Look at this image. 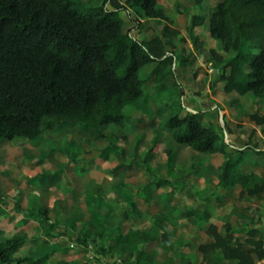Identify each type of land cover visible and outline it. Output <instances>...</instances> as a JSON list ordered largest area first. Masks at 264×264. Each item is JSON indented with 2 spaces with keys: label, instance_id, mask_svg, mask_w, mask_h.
Segmentation results:
<instances>
[{
  "label": "trees",
  "instance_id": "16d2710c",
  "mask_svg": "<svg viewBox=\"0 0 264 264\" xmlns=\"http://www.w3.org/2000/svg\"><path fill=\"white\" fill-rule=\"evenodd\" d=\"M108 2L94 7L84 0H0V142L35 139L75 123L98 129L100 137L106 136L104 129L118 126L126 138L136 129L128 122V108L145 95L149 83L158 91L167 90L165 80L174 74L177 57L167 50L178 34L171 27L172 19L159 7V0H112L113 9L107 8ZM201 4L191 18V29L208 19L210 36L222 42L224 51L233 52L225 60L218 58L223 91L264 100V0H221L209 9ZM130 9L139 18L165 21L161 35L151 40L132 36L121 21V12ZM188 60L182 58L180 65L186 67ZM150 63L153 68L144 79L142 70ZM171 109L164 130L176 144L202 154L226 156L219 183L240 185L243 194L262 197L264 185L259 175L241 169L247 150L264 155L258 145L247 143L245 149L235 151L236 156L230 154L224 127L205 124L204 112H188L181 102L173 103ZM251 119L264 129V114L254 113ZM110 148L105 147L103 153ZM156 152L157 145L149 148L142 156L144 164L151 163ZM166 152L172 167L173 148L167 147ZM193 169L194 164L189 167ZM115 187L122 196H134L122 180ZM0 202H5L1 191ZM42 214L49 219L46 210ZM8 220L0 210V264H49V255H17L29 237H8L4 223ZM151 224L149 230L122 228L110 249L124 253L156 237L173 247L172 235L161 220L153 218ZM99 227L105 228L103 223ZM91 234L87 231L80 236L82 244H87ZM257 252L264 259V249L257 248ZM145 263L154 264L152 255L137 252L135 264Z\"/></svg>",
  "mask_w": 264,
  "mask_h": 264
},
{
  "label": "rangeland",
  "instance_id": "374dc122",
  "mask_svg": "<svg viewBox=\"0 0 264 264\" xmlns=\"http://www.w3.org/2000/svg\"><path fill=\"white\" fill-rule=\"evenodd\" d=\"M84 1L97 7L106 0ZM159 1L173 21L171 27L178 31L174 36L175 43L169 44L167 49L178 52L182 50L181 54L189 56L188 62L193 61L195 64L190 66L198 67L181 72L177 70L171 75L175 81L174 93L188 95L190 102L198 103L190 95L194 91L196 97L204 100L202 106L210 109L219 105L221 112L215 116L224 127L228 123L226 118L229 113L233 115L240 112L242 117L234 126L236 138L229 133L227 142L235 145H245L248 142L249 145L264 148V129L250 119L254 113H264V102L247 94L240 97L244 102L241 110L236 103L232 104L223 91V86L219 84L220 68L216 75V72H208L205 69L206 63H202L212 59L209 49L222 47V42L211 40L205 24L198 26L197 30H191V18L194 12H198L199 2L206 4L209 9L221 0ZM114 6L112 0H109L107 8L113 9ZM129 12L132 13L131 16ZM121 21L126 30L139 40L161 35L166 25L165 21L159 19L139 18L133 9L123 10ZM192 32L197 33V40ZM193 50V54L189 55ZM152 66L150 63L142 70L144 79L149 76V68ZM149 87H154V84L150 82ZM155 95L157 98L144 99L139 109H128L134 117L133 125L136 129L126 138L118 126L104 129L106 136L100 137L98 129L75 123L65 124L35 139L18 137L0 142V191L5 196V202H0V210L9 218L4 222L10 233L8 237L15 234L29 237L18 256L29 252L36 253L38 257L49 255L55 260H60L64 255L75 256L76 259L79 258L74 260L75 264H100L102 261L109 264H135L133 259L137 251L149 250L156 245L142 246L133 252L112 251L110 248L115 244L117 235L107 229V224H116L122 217H112L108 223L107 216L113 215L111 213L123 216L129 210L130 204L131 208L138 205L143 209L149 202L148 196L153 200L165 190L191 191L196 197V191L205 189L201 188L198 173L210 156L176 144L164 129L161 130L159 125L167 115L160 109L158 93ZM229 95L238 97L237 92ZM158 130L162 131L159 135L163 133V142L157 145V152L151 163L144 164L142 156L152 146L151 139ZM108 145L111 148L103 153ZM167 147L173 148V168L168 164ZM211 162L213 165L217 163L216 160ZM194 163L200 167L198 166V172L189 177L192 186L176 181L174 175L179 176V169H186ZM120 164L123 167L113 172ZM208 175L215 177V170H210ZM166 178L171 180L165 182ZM121 180L130 189L133 197L122 196L115 189V184ZM30 199L32 202H29ZM191 199H188L190 203L193 200ZM17 204L23 210L18 209ZM27 206L29 208L25 210L24 207ZM124 209L127 210L124 212ZM45 210L49 219L42 214ZM125 218L124 215L123 219ZM100 223L104 224V229L99 227ZM123 223L122 228L136 226L129 222ZM87 231L92 232L91 237L87 244H82L80 236ZM175 250L173 249V253L177 256ZM102 255L107 258H102ZM61 261L56 264H70L67 260ZM173 264H179V260L176 258Z\"/></svg>",
  "mask_w": 264,
  "mask_h": 264
},
{
  "label": "crops",
  "instance_id": "0c3cea01",
  "mask_svg": "<svg viewBox=\"0 0 264 264\" xmlns=\"http://www.w3.org/2000/svg\"><path fill=\"white\" fill-rule=\"evenodd\" d=\"M159 7L165 11V8L161 5L160 1ZM195 13L197 12H194L193 15ZM131 15L132 13L130 12L129 16ZM205 26L209 31V20L208 26L207 22L205 23ZM197 29L198 27L195 28V30ZM192 34L195 36V40H197V33L192 32ZM155 37L147 38L145 40H151ZM212 39L213 38L211 37V40ZM173 43H175L174 39ZM209 50H211L210 54L212 59H208L202 63H206L205 69L208 72H216L217 75L219 72V66L221 65L218 58L225 60L226 58L230 57L233 52H226L224 51L223 47L218 46L216 49L212 48ZM173 51L177 55L173 65V70L175 72L177 70L181 72V70L187 71L190 68H198L196 66L193 67V65H195L193 64V61H189L186 67L181 66L180 60L185 57L189 58V56H186L183 53L181 54L182 50H179V52L175 50ZM193 52L194 50L190 51L189 55H192ZM190 64L193 65L190 66ZM152 68L153 66L149 68V72H151ZM171 75L172 74H170L165 80V83L167 84V90L158 91L155 87H149L145 92V95L128 109H139V106L142 101H144V99L148 100L157 98L155 94L158 93V97H160V109L167 115L163 123L159 125L161 130L164 129L167 119L172 114L171 105L174 102H181L188 112H204L205 124L209 125L211 123H215L222 126L221 122H219L217 118L218 114L221 112V107L216 105L215 107L210 108L212 110L211 112L210 109L202 106L201 103L204 102V100L202 98L196 97V95H194V91L190 95L194 100H197L199 104L190 102L191 98H189L188 95L175 94L174 92L176 90L173 89V84H175V81L171 78ZM219 84H221V87L224 86V83L220 80ZM225 94L229 96L232 104L236 103L240 110L242 107H244L243 99H240V97L230 96L229 93ZM236 99H238V102L241 103L240 105L237 104ZM256 100L264 102V100L261 99ZM232 104L229 105L231 106ZM257 113L261 115L264 114L261 112ZM240 114V112L238 114L233 113V115L229 113L226 118L228 122L227 127L222 126L224 127L226 142L228 139L227 134L230 133V135L235 137L234 126L237 120L242 117ZM128 122L134 124V117L130 115V112ZM160 131L158 130L152 137L150 144L152 145L151 147L154 145H159V143L163 142V133L159 135ZM247 143L248 142H246L245 145H235V143H229L230 145L228 151L230 154L234 153L236 156L237 153L235 151L245 149L247 147ZM259 149L264 151V148L262 147H259ZM208 156H210V159H207V163L202 167L201 171L199 170L200 172L198 173V177L200 176L199 181L201 183V188L205 187V189L196 191V197L194 196V192L191 191L174 192L172 190H165L162 192V195L159 194L158 197L155 196L153 200H151L150 196H148L147 201L149 202L143 207V209L138 205L131 208V204H128L130 207L129 210L124 209V212L127 210V212L124 213L126 217L125 219H123L124 215L121 216L118 213H116V215L115 213H111L113 215L107 216L108 223L109 219L112 217H122L119 222L123 223L121 221L123 220L126 223L129 222V224H134L136 227L142 228L144 230H149L152 227L151 220L153 218H159L161 220L162 226L172 235L171 243L173 247H169L167 244L160 241V237H156L149 242H139L132 246L128 251L133 252L134 250H139L142 246L146 247V245L155 244L156 246L149 250L140 249L137 251H145L151 254L154 264H173L176 258L179 260V264H241L242 261H246L248 263L250 260L257 262L262 260L259 258L257 248L262 247L264 249V192L262 197L259 198L256 196H250L248 193L243 194V189L240 185H221L219 183L220 166L226 160V156L221 154ZM213 160L217 161L215 165H213L211 162ZM194 165L195 169L192 171L189 170V167L186 169H179V176L174 175L176 181L180 182V184L183 182L184 184H191L192 186V180L189 177L192 174L198 172L199 169V164L196 165L194 163ZM213 169L216 172L215 177L208 175V172L210 170L213 171ZM241 169L243 172L255 173L259 175L262 184L264 185V155H259L251 149L247 150ZM172 170L173 169H171V171ZM168 179L171 180L170 178H166L164 181L167 182ZM209 185H211V187H209ZM208 189L211 190L208 191ZM189 198L193 199H191L193 203L188 201ZM31 200L32 199H30L29 202H32ZM24 208L25 210H28L29 207L27 206ZM146 218L147 221L145 220ZM119 222L116 224L112 223V225L107 224V229H109L111 233H116V235H118L119 231L122 229V226L124 227V223L119 224ZM123 229L127 230L128 228ZM173 249H176L175 251L177 256L174 255ZM26 254L30 253L27 252ZM32 254L38 257L36 253ZM101 257H104L105 259L107 258L104 255ZM61 260H67L70 264H75L76 262L74 260L77 261L79 258L76 259L75 256L64 255L60 260L49 258L48 262L49 264H56ZM133 260L135 262V257ZM86 262H88V260H86Z\"/></svg>",
  "mask_w": 264,
  "mask_h": 264
},
{
  "label": "built area",
  "instance_id": "2783aa9c",
  "mask_svg": "<svg viewBox=\"0 0 264 264\" xmlns=\"http://www.w3.org/2000/svg\"><path fill=\"white\" fill-rule=\"evenodd\" d=\"M100 264H109V263L102 261V263H100ZM257 264H264V259L259 260V261L257 262Z\"/></svg>",
  "mask_w": 264,
  "mask_h": 264
}]
</instances>
